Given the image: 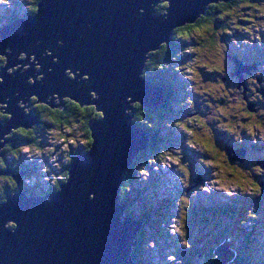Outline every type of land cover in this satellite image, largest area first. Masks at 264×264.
<instances>
[{
  "label": "water",
  "instance_id": "water-1",
  "mask_svg": "<svg viewBox=\"0 0 264 264\" xmlns=\"http://www.w3.org/2000/svg\"><path fill=\"white\" fill-rule=\"evenodd\" d=\"M161 1L168 2L164 14ZM221 1L230 0H40L35 13L0 28L6 59L0 111L10 115L0 120V156L10 141L4 135L38 123L32 98L52 108L68 98L103 114L90 123V148L73 157L61 190L28 194L20 187L28 171L15 176L18 190L0 201V264H137L132 252L146 220L126 215L129 204L120 198L125 173L150 144L134 122V105L157 107L165 100L163 89L142 74L176 28ZM22 53L26 58H18ZM214 254L210 264H227L236 255L230 240Z\"/></svg>",
  "mask_w": 264,
  "mask_h": 264
},
{
  "label": "rangeland",
  "instance_id": "rangeland-1",
  "mask_svg": "<svg viewBox=\"0 0 264 264\" xmlns=\"http://www.w3.org/2000/svg\"><path fill=\"white\" fill-rule=\"evenodd\" d=\"M251 1L249 5L244 1L236 2L229 9L230 15L222 18L232 28L238 27L237 30L224 31L226 36H220L213 44H204L200 41L214 32L213 28H206V25L203 30L189 36L184 42L185 49L181 56H175V60L162 73H173L176 89L185 82V89L189 91L184 96L175 95L183 106L179 105L174 113L163 108V119L155 125L164 141L155 150L146 149L137 161L133 169L135 180L126 194L127 198L134 201L131 209L135 213L148 214L150 221L156 218L160 222L143 227L140 256L147 264H179L181 260L187 259L188 252L184 248L188 245L190 248L202 247L203 236L220 237L226 231L224 227L229 231L239 230V234L240 231L246 235L249 232L251 239L257 242L254 241L257 246L255 251L259 250L258 259L261 258L264 264V195L257 194L250 187L248 190L241 187V184L247 185L248 181L257 185L259 182L264 183V168L258 166L264 161V107L258 105L259 102L264 103V95L260 93L264 88V0ZM33 2L0 0V28L9 22L8 19L26 15ZM162 4V1L158 3L159 9ZM164 13L166 11L162 10ZM240 20H246L247 23ZM259 34L261 37L257 38ZM18 58H26L25 53ZM241 62L248 63L247 67L252 71V77L247 79L246 84H241L236 77L238 73L244 75L247 72V67L242 66ZM20 67L18 64L14 70ZM28 67L26 65L25 68ZM14 70L10 68L9 73ZM232 70L236 82L239 81L237 84L230 77ZM258 78H262L261 82ZM255 83L257 88L254 87ZM251 89H255L254 93L247 96ZM93 96L95 98V94ZM18 104L23 109L26 107L22 101ZM250 107L253 113L248 110ZM29 108L25 109L26 113H29ZM82 128L80 123H76L72 129L48 130L44 135H39L42 143L36 148L32 144H19L17 155L29 168H34L36 177L33 179H39L42 175L39 179L43 182L41 187L45 183L46 187L51 185L56 178L61 179L63 172L59 170L69 160L70 152L85 145L82 142ZM148 134L151 141L152 133ZM212 135L219 139L222 148L232 151L229 156L235 161L228 160L225 149L214 146ZM224 140L232 144L227 145ZM1 141L4 143L5 140ZM240 144H246V147L240 148ZM242 154L244 160L240 161ZM38 157L39 160H45L44 166L49 174L54 168L59 174H51L54 177L52 180L48 175L43 176V168L35 161ZM23 176V183L30 181L25 178L26 175ZM5 182V179L0 180V185ZM248 197L254 198L244 213L241 203ZM195 207L234 210L235 213H232L236 221L233 222L228 215L212 221L205 220L201 214L197 218L192 211ZM235 240L237 244V234ZM184 241H187V245ZM150 243L155 244V248L147 247ZM213 245L215 243L205 244L201 251L204 257ZM202 255L191 258L189 264H205ZM170 256L175 259H169Z\"/></svg>",
  "mask_w": 264,
  "mask_h": 264
},
{
  "label": "trees",
  "instance_id": "trees-1",
  "mask_svg": "<svg viewBox=\"0 0 264 264\" xmlns=\"http://www.w3.org/2000/svg\"><path fill=\"white\" fill-rule=\"evenodd\" d=\"M40 0H34V2L30 5L31 10L28 11V14L35 13L38 9V3ZM244 1L247 5L249 3H252L251 0H230V1H221L219 3H214L209 5L206 14L201 16L195 23L193 24H186L184 26L176 28L172 35H171V42L169 44H163L161 48L155 52H152L150 54V58L146 62V66L143 71V77H145L147 80L152 82L154 85L160 86L165 94V100L164 102L157 106V107H145L142 104L136 103L135 106V112H134V122L137 123L139 126L144 128L148 133H152L151 135V141L149 146L146 149H153L155 150L156 147L160 146L162 141L161 136H160V131L156 127L155 123L163 119V114L165 113L163 110L165 109L166 111H173L177 109V107L180 104L178 101V98L175 95L179 96H184V94L187 92L188 93V88L185 89V82L181 83L182 85L179 86V89H176V82L172 77V74H166L163 75L162 73L165 71V67L169 65L170 62H173L175 60V56H181V52L183 49H185V44L184 42H187L186 40L189 39V36H192L194 33L199 32L203 30V27L206 28L210 26L211 28L214 29V32L205 40L200 41V43H209L213 44L215 43V40L219 38L220 36L222 37L223 35H227V31L230 30L233 32V30H237L235 27H231L230 23L224 22L222 18H225L226 16L230 15L229 9H231L236 2ZM163 4L161 5L162 8L159 9V13H162V10H165L166 7L168 6V2L163 1ZM250 15V14H249ZM214 17V18H212ZM249 17V16H247ZM13 18L8 19L7 21H12ZM221 22V24H220ZM242 23H247L246 20H240ZM208 28V29H211ZM222 30H220V29ZM219 29V30H218ZM217 30V31H215ZM226 31V32H224ZM181 32L186 33V35H181ZM249 32V31H247ZM230 33V32H228ZM257 38H260L261 35H257ZM6 62L5 57L0 55V67H2ZM185 85V86H184ZM177 92V93H176ZM37 98H32V106L31 108L35 111V113L38 115V123L30 129H24V128H19L15 131H13L10 135H8V139L10 141L5 145V147L1 150V155L5 154L7 155L8 153L14 157L18 156L17 155V147L19 146L20 143H24L27 145H31L33 148H36V146H40L42 142L39 140V135L42 134L44 135L46 131L51 130V129H72L74 124L80 123L82 128V142L85 143V145L80 146L78 149L75 151H71L69 157V160L66 163L63 164L62 166V172L63 176L61 179L56 178L54 183L52 182L54 188L50 187L48 189H43V187H34V185H40L42 186L43 183H22V188L24 191H26L28 194H47L51 190H57L56 187L61 186L62 182L64 181L65 177L68 176V166L70 165L73 157L77 155L80 152H86L89 150L90 145L92 143L91 139V130H90V123L98 118L101 117V113L97 112L95 106H81L79 103L66 98L65 105L62 108H52L51 106L47 104H38L36 101ZM37 103V104H36ZM36 104V105H35ZM164 108V109H163ZM180 109V108H179ZM251 111L250 109H248ZM252 112V111H251ZM176 113V112H175ZM179 113V112H178ZM10 115L4 114L2 111H0V120L5 121L9 118ZM11 137H13L11 139ZM20 137V138H18ZM212 141L214 143V146L217 148L219 147L220 149L224 150L225 148H222V144L220 143L219 139H216L215 135H212ZM17 138V139H15ZM14 139V140H13ZM225 144H232L230 143L231 141L224 140ZM236 144V142H234ZM158 145V146H157ZM16 146V147H15ZM240 148L246 147V144H240ZM73 150V149H72ZM226 150V149H225ZM224 150V151H225ZM146 150H144L132 166L129 168V170L125 173V180L124 183L121 187V192H120V198L121 201L128 203L126 215L133 216L136 218H145L147 222L149 221L148 224H145L144 226L148 225H155V224H160L159 220L156 218H153V221L151 222L149 220L148 214L142 215L137 214L131 209L133 206V202L131 201L130 198L126 197V194L128 193V189L131 185V183L135 180V171L133 170L134 167H136L137 161H139L142 158V155L145 153ZM227 151V150H226ZM5 152V153H3ZM228 155V160L230 162L235 161L232 159V157L229 156V152H226ZM7 157V156H6ZM232 164V163H231ZM260 169H263L260 165H258ZM8 167V164L3 156H0V168L3 170H6ZM55 176V175H54ZM54 178V177H53ZM52 178V179H53ZM50 179V178H49ZM51 179V180H52ZM8 179H6L7 181ZM9 186H12V183L9 181ZM31 187H34L31 189ZM259 188H260V194L264 193L262 192V186L259 182ZM6 191H0V198L5 201L6 199ZM254 197L247 198V200H244L245 202H242L241 205L243 206V212L245 213L246 208L249 207L250 203H252ZM166 200V199H165ZM165 202V201H164ZM250 210H253V208H250ZM151 211V208H150ZM193 215L195 217L202 216L205 218L207 221H212L214 219L219 218L222 215H228L229 219H233V222L236 220L233 218L235 215H233L234 210L231 209H218V208H199L195 207L193 208ZM198 213L195 215L194 213ZM233 212V213H232ZM152 216V215H151ZM148 217V218H147ZM152 219V218H151ZM235 220V221H234ZM169 222V220L167 221ZM241 222V221H240ZM242 224V223H240ZM13 226V225H11ZM225 228V232L221 233L220 237H215V236H203L202 237V247H192V248H184L185 252L187 253V259L184 261L181 260V263L179 264H189L190 259L193 257H197L199 255H202L201 251L204 250L205 244L209 245L211 243H215L213 245L212 250L208 253H206V258L204 255H202L205 259V264H210L215 258L216 255L214 254V250L219 247L222 243H224L226 240H230L231 242V248L235 251V258L227 263V264H263L261 263V258L258 259L259 257V250L255 251L257 249V246L255 245V240L251 239V235L247 233V235L239 230H234L229 229L227 227ZM237 234V244L235 243V237ZM144 235L143 229L140 231L139 235V244L137 247L133 249L132 255L137 262V264H147L145 263L140 256L141 252V244H140V239ZM251 237H250V236ZM234 237V241L232 238ZM255 241V242H254ZM257 243V242H256ZM141 245V246H140ZM262 256L264 257V254L262 252ZM186 261V262H185ZM264 261V260H263Z\"/></svg>",
  "mask_w": 264,
  "mask_h": 264
},
{
  "label": "flooded vegetation",
  "instance_id": "flooded-vegetation-1",
  "mask_svg": "<svg viewBox=\"0 0 264 264\" xmlns=\"http://www.w3.org/2000/svg\"><path fill=\"white\" fill-rule=\"evenodd\" d=\"M243 62V61H242ZM241 62V64H242V66H248L249 67V65H247V64H244V63H242ZM233 66L235 67V64H233ZM233 67V68H234ZM246 67H244V69H246ZM248 67H247V72L244 74L245 75V77H244V75L243 74H237V79H239L240 81H241V77H242V79L244 80V82H245V84L247 83V79L248 78H251L252 76H251V74H252V71H250L249 69H248ZM236 70V69H235ZM233 72H234V70H232V71H230V77H232V79H233V81L237 84L239 81H237L236 82V80H235V77H233L234 75H233ZM241 73V72H240ZM240 75V76H239ZM240 77V78H239ZM226 79V78H225ZM259 82H261V80H262V78H258L257 79ZM224 81V80H223ZM254 81H256V80H254ZM225 82V81H224ZM226 83V82H225ZM254 85V84H253ZM254 87L255 88H257L256 87V83H255V85H254ZM254 91H255V89H251L248 93H247V96L249 95V94H251V93H254ZM261 94L263 93V95H264V88H263V90L260 92ZM258 105H259V107H264V103H262V102H259L258 103ZM252 111V113L254 112L253 110H251ZM250 111V112H251ZM17 139V138H16ZM16 147V146H15ZM3 153H5V152H3ZM2 154V153H1ZM6 154V153H5ZM5 154H3V155H1V156H3L4 158H5V160H6V162H7V164H8V167H7V169L6 170H3V169H1L0 168V180L2 181L3 179H5V181H6V179H8L5 183H3L2 185H0V191H6L7 192V194H6V196L8 195V194H10V193H12V192H14V191H16V190H18V187H19V182H18V180L15 178V176L16 175H18L19 173H21V172H26V171H28V174H26V176L27 175H29L30 174V172H31V168H29V166L26 164V163H24V162H22L20 159L22 158L21 156H16V157H14V156H11V158L9 159L8 157L10 156V154L8 153L7 155H5ZM7 156V157H6ZM35 161H37L38 162V164H39V167H43L44 166V163H46L45 162V160H39V157L38 158H36L35 159ZM37 167H38V165H37ZM60 172H62V169H60L59 170ZM25 176V177H26ZM8 177V178H7ZM10 178V179H9ZM24 179V176H23V178H21V183H20V187H22V180ZM9 181L12 183V186L13 187H10L9 186ZM26 184V183H25ZM53 186V185H52ZM34 187H31V189H33ZM52 188H54V187H52ZM11 190V191H10ZM0 201H3L1 198H0Z\"/></svg>",
  "mask_w": 264,
  "mask_h": 264
},
{
  "label": "clouds",
  "instance_id": "clouds-1",
  "mask_svg": "<svg viewBox=\"0 0 264 264\" xmlns=\"http://www.w3.org/2000/svg\"><path fill=\"white\" fill-rule=\"evenodd\" d=\"M140 11L143 12L144 9L141 8ZM181 35H186V33L181 32ZM59 43H60V44H63V41L61 40V41H59ZM249 127H250V126H249ZM253 134H254V133H253ZM44 180L46 181V178H44ZM69 180H70V178L65 177V179H64V181H63L62 183H63V184H67V183L69 182ZM241 187H242V188H245V190H248L249 187H250V188H251L252 190H254L257 194H259V192H260L259 185L255 184V182H253V181H248V182H247V185H245V184H241ZM56 189H57V190H61L62 188L56 187ZM10 191H11V190H10ZM90 198H91V196H90ZM13 230H14V229H13ZM183 243H184L185 245H187V241H184ZM147 247H149V248H155V244L150 243V244L147 245ZM188 247L190 248L191 246L188 245ZM169 259H175V257H174V256H170Z\"/></svg>",
  "mask_w": 264,
  "mask_h": 264
},
{
  "label": "built area",
  "instance_id": "built-area-1",
  "mask_svg": "<svg viewBox=\"0 0 264 264\" xmlns=\"http://www.w3.org/2000/svg\"><path fill=\"white\" fill-rule=\"evenodd\" d=\"M51 167H52V168H54L52 165H51ZM30 180H31V181H29V182H27V183H30V182H36V181H38V179H33V178H32V179H30Z\"/></svg>",
  "mask_w": 264,
  "mask_h": 264
},
{
  "label": "bare ground",
  "instance_id": "bare-ground-1",
  "mask_svg": "<svg viewBox=\"0 0 264 264\" xmlns=\"http://www.w3.org/2000/svg\"><path fill=\"white\" fill-rule=\"evenodd\" d=\"M157 50H158V49H157ZM157 50H156V51H157ZM33 60H34V58H33ZM36 63H37V61L34 62V64H36ZM60 173H61V172H60ZM35 177H36V176H35ZM196 181H197V180H196Z\"/></svg>",
  "mask_w": 264,
  "mask_h": 264
},
{
  "label": "snow or ice",
  "instance_id": "snow-or-ice-1",
  "mask_svg": "<svg viewBox=\"0 0 264 264\" xmlns=\"http://www.w3.org/2000/svg\"><path fill=\"white\" fill-rule=\"evenodd\" d=\"M101 115H103V114L101 113Z\"/></svg>",
  "mask_w": 264,
  "mask_h": 264
}]
</instances>
